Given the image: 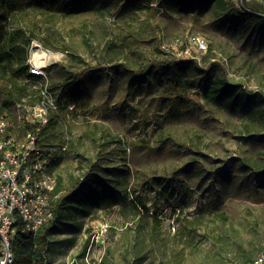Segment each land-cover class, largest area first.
<instances>
[{
    "label": "rangeland",
    "instance_id": "obj_1",
    "mask_svg": "<svg viewBox=\"0 0 264 264\" xmlns=\"http://www.w3.org/2000/svg\"><path fill=\"white\" fill-rule=\"evenodd\" d=\"M218 1L7 0L5 35L23 30L47 63L19 79L59 104L40 140L61 186L82 185L50 264H131L136 250L141 264H246L264 252V0H234L244 17ZM225 84L233 92L214 96Z\"/></svg>",
    "mask_w": 264,
    "mask_h": 264
},
{
    "label": "built area",
    "instance_id": "obj_2",
    "mask_svg": "<svg viewBox=\"0 0 264 264\" xmlns=\"http://www.w3.org/2000/svg\"><path fill=\"white\" fill-rule=\"evenodd\" d=\"M185 40L198 51L208 48L207 40L201 35H190ZM27 64L31 74L45 73V68L37 66L30 56ZM41 95L38 102L25 103L24 107L32 120L43 125L47 123L50 111L58 109L59 104L50 96L47 87ZM12 126L10 116L1 114L0 264H14L13 242L18 235L36 236L39 228L53 216L51 205L58 182L52 153L40 145L37 132L28 130L16 138ZM246 264H264V252Z\"/></svg>",
    "mask_w": 264,
    "mask_h": 264
},
{
    "label": "trees",
    "instance_id": "obj_3",
    "mask_svg": "<svg viewBox=\"0 0 264 264\" xmlns=\"http://www.w3.org/2000/svg\"><path fill=\"white\" fill-rule=\"evenodd\" d=\"M65 1L81 3L83 0ZM242 1L246 2V0ZM218 2L223 10H226L237 17L252 15V13L243 5H238L234 0L227 2L228 6H226V2L223 0H219ZM6 9L7 0H0V15L4 13ZM25 39H27L29 44L30 42L26 37L25 32L19 29L10 32L9 35L6 36L0 19V115L6 114L10 116L13 121L11 131L16 138L22 137L28 130H34L37 132L40 140L48 123L40 125L39 122L32 120L26 112L24 104H34L41 99L42 95L39 97L34 96L33 91L35 92L37 90H30L28 82L19 79V76L29 74L41 77V75L31 74L29 71V66L27 64L29 50L27 46H22L21 44V41ZM7 47H11V51H7ZM191 60L192 59H190V61ZM10 67L11 75L8 74ZM150 67L151 61L145 62L143 72L149 70ZM233 85L228 86L225 84L217 86L214 89L215 94L213 95L219 96L230 94L233 92L230 88L233 87ZM242 93L244 97H246L249 94V91L244 88ZM262 98L264 99V96H262ZM53 121V117L49 118L50 123ZM39 142L40 145L45 148L48 146V144L41 140ZM46 152H49V149H46ZM57 179V187L54 191V194L56 195L52 200L51 205L53 216L39 228L36 236L20 234L16 237L13 242V250L15 254L14 264H50L51 261L48 257V252L51 250L52 235L55 233L59 224L66 219L67 215L73 213L75 206L72 203V199L74 198L76 191L82 188L81 183H76L72 189L65 190L61 186V181L58 175ZM143 207L147 208L145 204H143ZM145 258L146 255L142 254V250H136L132 258L134 262L131 264H141ZM251 260L253 259L250 256L245 255L243 263H247Z\"/></svg>",
    "mask_w": 264,
    "mask_h": 264
},
{
    "label": "bare ground",
    "instance_id": "obj_4",
    "mask_svg": "<svg viewBox=\"0 0 264 264\" xmlns=\"http://www.w3.org/2000/svg\"><path fill=\"white\" fill-rule=\"evenodd\" d=\"M44 56V55H43ZM42 55L40 56L37 49L34 51L33 59L37 66L44 67L47 65V63L44 60V57Z\"/></svg>",
    "mask_w": 264,
    "mask_h": 264
}]
</instances>
